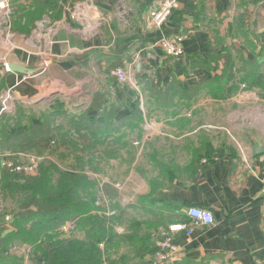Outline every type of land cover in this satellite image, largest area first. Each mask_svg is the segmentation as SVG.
I'll return each instance as SVG.
<instances>
[{"label": "crops", "instance_id": "1", "mask_svg": "<svg viewBox=\"0 0 264 264\" xmlns=\"http://www.w3.org/2000/svg\"><path fill=\"white\" fill-rule=\"evenodd\" d=\"M161 1L54 0L59 17L51 19L43 14L28 33L12 31L5 23L8 35L1 45L4 60L41 70L32 75L7 72L2 76L14 88L17 99L48 103L59 98L91 117L106 112L112 120H125L138 105L142 122L137 121L140 125L135 132L128 129L124 135L141 139L129 141L133 142L134 160L119 187L112 184L116 191L125 190L131 180H139L143 188L134 194L150 193L147 178L157 176V161L150 153H163L162 213L171 218L169 225L187 222L192 229L191 235L186 230L174 233L181 247L178 260H188L189 264H264V152L252 154L253 144L264 147V99L252 90L251 96L248 91V97L237 98L239 103L259 106L254 110L258 121L255 135L247 144L235 141L236 145L220 142L217 146L212 131L215 126L204 121L202 112L209 110L214 116L219 111L217 104L232 97L195 96L184 111L164 115L156 110L147 116L145 109H152L154 100L142 89L146 81L163 88L176 78L185 88L195 87L197 95L204 92L200 83L222 68L221 60L211 59L217 50L226 48L221 42L245 40L254 46L250 42L254 33L264 49V0H178L179 8L157 29L150 22L149 11ZM1 3L0 26L13 11L12 0ZM238 20L248 32L245 39L233 32ZM163 35L182 37L181 56L164 54L156 44ZM243 49L248 58L254 57L247 47ZM208 59L211 67L205 66ZM259 60L264 61V55ZM117 68L127 72L129 79L114 76L111 71ZM98 93L102 99L96 109L91 104ZM151 137L159 142L162 138L165 143L157 141L148 146L145 142L153 141ZM103 183L107 192V177ZM192 206L209 209L214 223H195L187 215ZM156 209L152 213L161 211ZM153 234L154 242L160 234Z\"/></svg>", "mask_w": 264, "mask_h": 264}, {"label": "trees", "instance_id": "2", "mask_svg": "<svg viewBox=\"0 0 264 264\" xmlns=\"http://www.w3.org/2000/svg\"><path fill=\"white\" fill-rule=\"evenodd\" d=\"M53 3L54 0H12L13 11L9 16L10 29L18 33H28L34 27L35 21L41 19L43 14L51 19L58 18L60 13ZM242 24L240 20L236 21V24L232 26L233 32L235 35L240 32L246 37L248 32L244 31ZM251 34H253V41L250 42L254 46L249 45L245 40L241 42L249 46L247 49L254 56L251 59L248 58L247 50L236 48L235 43H230L223 51L217 50L215 55H211L214 61L216 59L222 61V68L220 72L214 71L200 83V89H204L207 95L225 100L240 89L241 84H245V89L252 90L259 98L264 99V67H262L264 61L259 60L264 55V49L261 48V42L254 33ZM234 48L243 54L244 62L250 66L246 77H242L240 69L235 66L237 52ZM210 60L205 66L211 67ZM142 89L151 101L154 100L152 109L148 111L146 109L147 116L156 110H163L164 115L175 114L180 112L184 105L188 109L191 107L192 97L196 96L195 87L185 88L176 78H171L163 88L153 86L146 81ZM100 99L102 96L99 93L96 94L91 106L97 109ZM175 100H183L187 103L180 104ZM63 104L64 102L59 98L50 100L48 108L41 113L40 120L29 115L26 124H22L21 116L24 114L19 111L20 118H17L14 122L15 127H13L17 129L16 132L8 130V125L2 124L0 116V150L16 147L28 149L41 140L50 139H55V142L63 140L67 143L64 145L72 146L74 143L72 133H75L78 137H84L90 141L96 139L105 143V148L99 154L100 159L116 160L117 166L123 168L121 176H126L134 160V149L133 142L130 144L129 140H122L124 132L120 129L125 127L132 132L136 131L140 125L137 121L142 122V112L138 105L133 108L131 115L125 120H112L106 112L98 117H91L86 111L77 112L71 107L62 106ZM59 116L67 119V127L56 122ZM5 117L7 121L12 118L10 115ZM139 139H141L140 136ZM110 142H117L120 145L111 147ZM153 142L150 140L145 144L149 146ZM88 153H74L77 163L73 166L74 169L83 170L82 166L89 161L87 167L92 168L94 173L105 175V169L92 163L94 154L91 151ZM146 154V156L151 154V159L157 161L155 170L157 176L147 178L151 191L139 195L138 204L146 205L151 211L154 207L161 211L159 210L150 219L132 218V220L122 216L121 213L120 215L115 214V207L119 205L117 200L110 201V212L104 213L97 198L98 181L96 177L91 178L83 171H65L53 165L41 163L36 175L23 177L25 175L23 172L12 170L1 165L0 162L1 191L4 196H7L9 192L11 194L17 192L22 196L18 208L9 214L10 220L4 219V214H0V232L4 233L1 239L0 264H22V256L21 258L16 255L13 258L2 256L7 249L8 242L16 237H22L24 241L35 244L30 254L32 264H150L155 251L151 233L162 234L168 230L171 221L166 223L167 219L162 215L165 177L163 153L154 150ZM106 177L108 181L114 182L111 176ZM153 191H157L154 196ZM107 195H109L108 192ZM75 219V225L67 231L59 229L64 225L63 223ZM128 219L130 220L127 221ZM107 221H117L121 224L126 222L128 225L122 233H118L114 228L109 227L110 230H107ZM11 224L15 229L6 228ZM113 233L115 235H112ZM189 263L188 260H176L164 264Z\"/></svg>", "mask_w": 264, "mask_h": 264}, {"label": "rangeland", "instance_id": "3", "mask_svg": "<svg viewBox=\"0 0 264 264\" xmlns=\"http://www.w3.org/2000/svg\"><path fill=\"white\" fill-rule=\"evenodd\" d=\"M7 23L8 25H11V20L9 18V15L6 17V19L1 20V32H0V63L5 62V58L3 56V52L1 51V45H2V40L5 39V35H8L7 30L4 28V24ZM9 25V28H11ZM229 32H227L228 34ZM2 34V35H1ZM238 37L240 38H245L244 35H242L240 32L239 34H237ZM223 44V46H227L228 45V41L224 40L223 42H221ZM230 44V43H229ZM221 46V47H223ZM243 46L247 47V43H241L239 41L236 42V48L238 49H242L243 50ZM248 48V47H247ZM249 49V48H248ZM234 50L237 52V50L234 48ZM243 54L240 52H237L236 55V59H235V66L238 67L241 71V75L243 76H247V71L249 70L248 68H250V66H248V63L244 62L243 59ZM246 83V82H245ZM246 85H242L241 84V89L236 90L235 92L232 93L231 97L233 100L229 101H222L220 102V104H217V106H219V111L215 112L214 116H212L211 111L208 110L207 111H203L202 113H204V121L208 124H213L215 126V128L212 130L215 134H216V145L218 146L219 144H221L220 142H222L225 146H229V145H236L239 142L240 144H247L248 141L250 140V137L252 135H255V131H256V127L258 125V121H256V119L254 118L255 114H254V110H256V108H258V105H254V104H242L239 103V99L240 97H248V91L246 90L244 87ZM240 93V94H239ZM251 92L249 91V94ZM255 94V93H254ZM15 93H14V88L10 87V85L8 84V82L6 81L5 77L0 75V116L2 117V124L3 125H8L7 129L11 130L13 132H16V128L14 126V122H16L17 118H20L19 115V111H21V113L24 114V116H21V121L22 124H26V120L28 119L29 115H32L33 117H35L34 119L36 120H40V115L43 112V110L48 108V103H33L32 101H24V100H20L17 99L15 97ZM199 96H203L206 97L207 96V92H202L200 94H197L196 97L199 98ZM251 96V94H250ZM253 96V95H252ZM62 102H64V104L62 106L68 107L67 103L64 100H61ZM185 106V105H184ZM182 106L183 111L186 110V108ZM216 106V107H217ZM181 107V106H180ZM210 109V108H209ZM206 112V113H205ZM145 113H146V109H145ZM159 114H163V110H159L158 111ZM6 115H10L12 116L10 121L6 120ZM0 117V118H1ZM12 121V122H11ZM57 123H62L64 124V126L67 127L68 125V121L67 119H65L64 117L59 116L57 121ZM263 122V120H262ZM5 127V126H4ZM123 132H125V130H127L125 127H122ZM119 130V132L121 133V131ZM73 131V129H72ZM84 131V130H83ZM86 133V132H85ZM72 138L74 140V143L72 144V146H66L64 144L65 143L63 140H57V142H55L53 139L50 140H41L39 141L36 145H32L31 147H29L28 149H23L22 147H16V148H11V149H5V150H0V155H2L4 152H9V159L13 158L17 161V164H26L27 160H26V156L28 157H43V159L39 160L37 166L35 168H33L32 170L29 171V173H24L25 175H23V177H30L33 175H36L38 173V169H39V164H47L49 166L53 165L57 168H59L60 170H65V171H83L84 173H87L89 175V177L91 178H95L98 181V188H97V198L99 199L102 207H103V212L108 214V212H110V207H111V202H114V200H117L119 202V205L117 207H115V214H119L121 213L122 216L125 217H129L131 220L132 218L134 219H138V218H152L154 213H152V211L150 209H148L146 207V205H138V196L137 194L135 195L134 192H140L143 188V186H139L140 182L139 180H131L129 181L130 184H128L125 188V190H121L119 189V193L116 191L117 188L114 187L116 186V183H121V174L123 171L122 167H118V163L116 160L110 159L107 160L106 158H101V156H99L100 153H102L103 149L105 148V143L101 142V141H97L96 139L94 141H90L87 138L84 137H78L75 133H72ZM122 140H129V141H133V139L138 140L139 141V137H130L127 135H122ZM151 139L154 142H157L159 144H164L163 142H161L160 138V142L159 139L156 138V141L154 140V137H151ZM163 140V139H162ZM47 143V145L45 146H41L43 144V142ZM52 142V143H51ZM55 142V143H54ZM138 142H136L137 144ZM135 144V143H134ZM120 145L117 142H110V146L111 147H116ZM53 146H56L55 149L53 148ZM216 146V147H217ZM42 147H44V151H42ZM92 151V154H94V157L92 159V163H94V165H98L100 167H102L103 169L106 170V174H102V173H94L92 168L87 167L89 165V161H87L85 163V165L82 166V168H84L83 170H77L74 169L73 166H76V160L74 158V153H83V154H87L88 152ZM87 152V153H86ZM90 153H88L89 155ZM26 155V156H25ZM1 158V156H0ZM85 158V156H84ZM84 160V159H83ZM98 163V164H97ZM94 165H91L92 167ZM148 168V167H147ZM141 170L143 171L144 169L141 168ZM143 173V172H142ZM106 176H111L114 180V182H110L108 181V185H110L107 188V192L109 195H107L106 190H103L104 183L103 180H105ZM120 176V177H119ZM119 178V179H118ZM1 179V178H0ZM139 179V178H138ZM114 184V186L112 185ZM103 187V188H102ZM146 188V186H145ZM22 198V196H20V194H18L17 192L11 194V192L7 193V196H4L3 192L1 191V180H0V214H4V219L8 220L9 219V214L16 208H18L19 206V201ZM123 199H126L125 201H123ZM164 217L165 215L162 214ZM119 218H121L119 216ZM167 220L166 223H169V221H171L170 217H165ZM130 219H128L127 221H129ZM10 220V219H9ZM119 220V219H118ZM76 219L74 221H68L66 223H63L64 225L68 224L69 222H75ZM108 222V221H107ZM62 225V227H66ZM107 230H110V228H114L115 232L118 233H122V231L124 230V228L127 227V223L125 222L124 224H121L120 222L117 221H111L108 222L107 224ZM113 225V227H112ZM61 228H59L60 230H63ZM6 228H10V229H15L14 225L11 224L9 226H7ZM67 230V229H66ZM65 231V230H63ZM111 232V231H110ZM80 234V233H79ZM109 233L107 232V235ZM155 234V233H154ZM153 234V235H154ZM158 234V233H157ZM156 234V235H157ZM82 235V234H81ZM106 235V236H107ZM112 235H115V233H113ZM159 235H157L158 237ZM4 237V233L0 232V247H1V239ZM156 237V238H157ZM155 238V239H156ZM114 240H116V238H114ZM34 243H28L26 241L23 240L22 237H16L12 240H10L7 244V249L6 251L3 252L2 256H7L5 258H13L15 255L16 256H22L23 260H22V264H32V260L30 259V254L32 251V248L34 247ZM9 253V254H8ZM13 255V256H12ZM109 264V263H107Z\"/></svg>", "mask_w": 264, "mask_h": 264}, {"label": "built area", "instance_id": "4", "mask_svg": "<svg viewBox=\"0 0 264 264\" xmlns=\"http://www.w3.org/2000/svg\"><path fill=\"white\" fill-rule=\"evenodd\" d=\"M1 2L2 0H0V3ZM5 7L8 9V4H6ZM178 8V0H162L149 11V19L151 24L155 28L160 29L166 23L171 13ZM156 44L166 55L179 57L183 54L182 37L179 35H163ZM111 73L120 80L129 79L127 72L123 71L122 69H114L111 71ZM45 145H47V143L43 142L41 146ZM42 151H44V147H42ZM8 153L9 152H4L2 155H0L1 165L7 166L12 170L23 173H29L30 170L37 166V164L39 163L38 161L43 159V157H28L25 155L27 160L26 164H17V161L15 159H9L10 156ZM116 187H119L118 183H116ZM261 192L264 194V176L261 178ZM187 215H189L195 223L201 225H211L214 223L212 212L204 207H189L187 209ZM74 225L75 223L69 222L68 224L64 225L66 227H62V229L67 231ZM183 230H186L188 235H191L192 233V229L190 228L189 223L179 222L169 225L168 230L160 234L155 239V251L150 264H164L178 260L181 252V247L177 244L174 233Z\"/></svg>", "mask_w": 264, "mask_h": 264}, {"label": "water", "instance_id": "5", "mask_svg": "<svg viewBox=\"0 0 264 264\" xmlns=\"http://www.w3.org/2000/svg\"><path fill=\"white\" fill-rule=\"evenodd\" d=\"M50 61L51 60L47 59L46 63L49 64ZM40 70H41L40 67L31 68L22 63H17V62H12V61H5V62L0 63V75H4L7 72L24 74V75H32V74L38 73ZM263 152H264V147L260 146L257 143L253 144L252 146L253 155H259Z\"/></svg>", "mask_w": 264, "mask_h": 264}]
</instances>
